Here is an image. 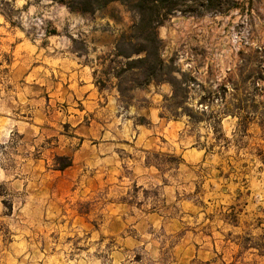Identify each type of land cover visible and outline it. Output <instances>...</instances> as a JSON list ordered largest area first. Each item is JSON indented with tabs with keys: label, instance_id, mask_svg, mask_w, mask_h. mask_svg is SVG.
Instances as JSON below:
<instances>
[{
	"label": "rangeland",
	"instance_id": "374dc122",
	"mask_svg": "<svg viewBox=\"0 0 264 264\" xmlns=\"http://www.w3.org/2000/svg\"><path fill=\"white\" fill-rule=\"evenodd\" d=\"M213 2L158 27L152 100L115 87L118 1L0 0V264H264V0ZM183 17L211 40L179 58L161 36Z\"/></svg>",
	"mask_w": 264,
	"mask_h": 264
},
{
	"label": "trees",
	"instance_id": "16d2710c",
	"mask_svg": "<svg viewBox=\"0 0 264 264\" xmlns=\"http://www.w3.org/2000/svg\"><path fill=\"white\" fill-rule=\"evenodd\" d=\"M65 4L71 11L93 14L103 9L109 3L118 1L129 10L134 22L131 25V34L128 38L121 35L113 49L118 70L114 76L119 79L115 87L123 96L128 90L156 83L171 82L174 71L171 64L165 63L161 56L162 41L158 37L157 29L163 21L176 11L181 13L196 12V0H51ZM206 1V2H204ZM201 9L208 11L218 9L219 5L213 0H201ZM128 77L132 82L123 86L121 78ZM171 77V78H170ZM101 90L102 84L98 85ZM64 160L57 169L63 170L71 165L69 157H60Z\"/></svg>",
	"mask_w": 264,
	"mask_h": 264
},
{
	"label": "crops",
	"instance_id": "0c3cea01",
	"mask_svg": "<svg viewBox=\"0 0 264 264\" xmlns=\"http://www.w3.org/2000/svg\"><path fill=\"white\" fill-rule=\"evenodd\" d=\"M202 23L203 21L201 19L193 17L177 19L173 24L167 27L166 33L161 37H165L168 41L169 50H176L179 58H183L184 54L188 51L193 50L194 52H197L202 47L206 48L211 40V28L202 25ZM77 66L80 68L79 73H84L87 78L89 74L88 67L83 68V65L80 64H77ZM149 88H151L150 98L152 100H154V98H164L171 92L170 85L166 82L155 83ZM95 93L96 96L100 94L97 91ZM94 103H96V99L94 100ZM150 110L151 108H148L147 112H150ZM177 123L180 122L175 120L166 122L168 126L173 124L176 125Z\"/></svg>",
	"mask_w": 264,
	"mask_h": 264
}]
</instances>
